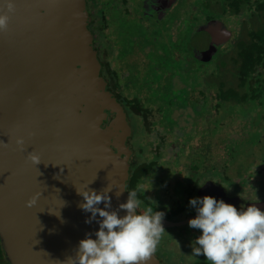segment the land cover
I'll list each match as a JSON object with an SVG mask.
<instances>
[{
    "label": "water",
    "instance_id": "95a60500",
    "mask_svg": "<svg viewBox=\"0 0 264 264\" xmlns=\"http://www.w3.org/2000/svg\"><path fill=\"white\" fill-rule=\"evenodd\" d=\"M4 14L9 21L0 31V239L10 264H63L76 255L85 234L99 227L85 223L91 214L80 209L77 190L113 187V210L127 201L134 130L102 76L86 0H0ZM200 30L215 46L232 38L223 23ZM17 138H23V149ZM31 152L40 156L39 164L28 159ZM117 191H123L119 198ZM194 217L164 219L163 226H188ZM150 264L162 263L154 255Z\"/></svg>",
    "mask_w": 264,
    "mask_h": 264
},
{
    "label": "rangeland",
    "instance_id": "374dc122",
    "mask_svg": "<svg viewBox=\"0 0 264 264\" xmlns=\"http://www.w3.org/2000/svg\"><path fill=\"white\" fill-rule=\"evenodd\" d=\"M89 1L93 2L96 12L99 7L104 6L107 15H110L109 22L112 33L111 35L108 34L110 41L105 42L101 36H97L98 39L96 40L101 43L99 44V49L101 50L106 45L112 52L114 51V57H118L119 51L123 55L127 53L124 57L128 60V65L123 58L121 59L124 67L133 69L132 72H126V76L132 77H125L131 81L128 84L133 85L130 89L131 93L136 94L139 98H146L147 102L150 101L147 104V108L154 113L150 118V122H152L150 131L145 128L146 124L143 125L141 119L136 122V129H134L132 121H130L134 133L138 131L134 139L135 150L138 153L139 151L142 153L143 159L146 157L145 160H142L140 156L138 161L150 162L154 156L153 158L159 162L162 173L169 171L177 177L176 171L180 168H187L189 175L192 174L191 171L193 170L196 172L200 171L204 177L224 186L228 193L241 194L242 191L246 192L248 188L246 181L242 180L241 183H237L235 179L241 178L247 172H252L250 171L248 158L250 156L253 157L254 147L261 144L259 139L262 128L264 130V94H262L258 102L249 100L248 103L241 104L226 101L218 103L217 93H221V83L219 90L215 89V87H211L214 89L205 90L207 76L201 74L200 71L209 72L210 69L203 70L206 66L195 61L199 52L203 53L202 51L205 48L209 49L208 47L211 45L210 35L200 30L206 24V12L203 11L201 6V4L204 5L205 1L127 0L129 6L123 5L126 0ZM94 8L92 7V10ZM127 9L136 13L134 16L135 22L131 19L125 21V26L136 27V42H129L132 39L131 34L126 35L122 31V29L124 30L121 23L122 18L111 17V15L116 16L122 10L126 11ZM215 9L221 12L219 8L215 7ZM220 12L216 13V20L211 21L212 23L210 24L223 23L225 28L234 34L233 40L230 41L233 44L238 39H249L251 29L246 17H231ZM92 13L94 15V10ZM151 14L152 27L149 19ZM197 19L200 21L197 22ZM256 23L258 24L259 22ZM174 24H178L177 28ZM196 24L198 25L197 28H195ZM161 25H163L162 30H159ZM158 31H162L165 35L177 40L175 42L177 49L174 48V45L166 47L161 40L160 42L164 46V51H178L179 53H176L178 58H186L188 61L186 63L187 66L184 64V68L182 67L180 71H184L183 78L187 80L188 84L178 74L174 78H170L171 83L170 86L169 84L167 85L169 86L168 89H166V78L164 79L163 77L162 81H160L159 78L162 77L164 69L159 66L155 67V64L164 63V60H159L164 57V54L156 49L157 41L155 39L157 38L156 33H159ZM165 35L160 38L168 42V38ZM213 45L214 47L211 46L209 50H211V54L214 52L216 53L215 55L218 54L215 58L216 63H219L218 57L220 55L229 62L230 58L235 54L232 44H229V46L227 44L228 48L227 46L224 48L223 44L215 46L213 43ZM169 61L170 64H167L169 69H177L176 67H179L180 62H176L174 57L172 58L171 56ZM141 67L142 70L140 69ZM187 67H189V70H187ZM225 71V78H228V82L232 81L233 75L231 71H235L234 66L229 63ZM152 73L155 75V80L153 83L151 82L153 85L152 95H142L141 89L137 90V87L140 84L142 88L149 90L151 88L149 76L152 77ZM139 75H141V80L138 79ZM145 77L148 79L140 82ZM214 83L215 80L209 79V86ZM234 83L236 84L237 82L235 81ZM123 91L126 92L127 90ZM187 91H189V95L187 94L186 96L185 92ZM126 93H129V91ZM152 99L157 100V102L153 104ZM180 102L181 104L179 105ZM162 104L163 108L160 110L159 106ZM162 119L163 123L161 124ZM162 139L164 140L162 141ZM256 149L260 150L261 146ZM149 154L152 155L150 159H148L149 157L147 158ZM226 155L227 157L231 156L233 161L232 167L228 169L225 168L226 164L222 163ZM192 160L193 163L191 162ZM191 164L193 169L191 168L190 170ZM255 165L258 169L257 163ZM224 172L226 176H224ZM151 176V183L156 186L158 177L153 175L152 172ZM152 184L149 186L150 184L148 183L146 189L150 188L152 190ZM180 188L181 186L175 189L176 195H178L177 192L180 193ZM258 191L251 194L252 198L264 196L261 190ZM247 192V194H250V190ZM186 203L189 204L188 201L182 198V204L185 206ZM166 204L167 202L164 201L162 205ZM165 230L167 233H164L158 246L162 259L167 264H195L197 258L190 256L192 250L189 244L201 232H194L188 226ZM177 232H180L181 235L178 239H176Z\"/></svg>",
    "mask_w": 264,
    "mask_h": 264
},
{
    "label": "clouds",
    "instance_id": "9594fccd",
    "mask_svg": "<svg viewBox=\"0 0 264 264\" xmlns=\"http://www.w3.org/2000/svg\"><path fill=\"white\" fill-rule=\"evenodd\" d=\"M6 6L8 12L14 11L13 3ZM8 21L7 14L0 15V31L7 29ZM16 144L23 149V138H17ZM129 145L132 146L130 141ZM28 159L35 165L41 161L35 152L29 153ZM113 189L107 185L100 192L88 186L77 190L83 198L80 209L91 214L85 223L96 221L99 227L94 234H85V238L79 241L76 255L68 257L63 264H150L165 233L163 220L166 211L155 210L158 207L155 203V206H144L143 212H139L144 204L141 199L144 192L139 187L126 190L127 201L113 210L110 196ZM122 192H116L117 198ZM39 195L28 200L27 206H33ZM259 203L258 198L238 210L235 205L211 195L190 198L189 205L195 209L196 215L188 220V227L201 231L189 244L190 256L203 255L209 264H264V210L256 206ZM121 210L126 214L120 216Z\"/></svg>",
    "mask_w": 264,
    "mask_h": 264
},
{
    "label": "trees",
    "instance_id": "16d2710c",
    "mask_svg": "<svg viewBox=\"0 0 264 264\" xmlns=\"http://www.w3.org/2000/svg\"><path fill=\"white\" fill-rule=\"evenodd\" d=\"M205 1L201 4L203 11L206 12V16L208 20H213L216 18V13L220 12L215 9V7L221 10L220 13L228 16H241L246 17L248 19V25L250 27L249 39L242 40L239 39L235 45V54L230 58L229 62L226 61L222 55L218 57L217 67L215 71H213L210 75L211 80H215L213 85L208 84L211 87H217V83L220 85L221 83V93L220 99L221 101L226 102H236L237 104L248 103L249 100H253L255 102L260 101L262 94H264V0H202ZM127 2V0L125 1ZM125 5V4H124ZM121 12H119L115 17H121ZM128 14V11H125V15ZM107 11L102 6L92 14V23L90 24V30L96 34L98 37L107 38L105 42L110 41L111 33V24L106 17ZM198 20V19H197ZM122 22V19H121ZM256 22H259L258 24ZM198 25L196 24V27ZM124 30L122 31L129 35L131 33V27L123 25ZM195 27V28H196ZM136 29V27L134 28ZM160 30V29H159ZM143 31V30H141ZM157 35H162L161 31H158ZM119 34V33H118ZM148 34V32H146ZM163 35L164 32H163ZM155 36V37H156ZM170 42H172V37L169 35H165ZM116 38V37H115ZM132 38V36H131ZM158 38V37H157ZM98 42V41H97ZM110 47V46H109ZM104 54L100 55V61L103 66L102 76H106L109 80L108 89L114 93L119 102H123V104L128 108V114L130 117V121H132V125L135 128L136 122L138 119L142 120L143 125L146 124V129L150 131V118L153 116V111L147 108L146 98L145 100L142 98H138L136 94L126 93L123 91V85L128 89L132 88V84H128L131 82L124 78L122 75V64L123 60L118 57H114V51L108 48L106 45L104 46ZM218 55V54H217ZM216 58V56H215ZM223 58V59H222ZM199 60V59H198ZM201 65L202 63L198 61ZM204 62V61H202ZM231 63L234 66L235 71H231L233 75V80L228 82V78H225L226 68L228 64ZM261 69V71H260ZM123 79V81H122ZM126 79V80H125ZM146 79L140 82H144ZM237 82L236 84L234 82ZM209 83V81H208ZM218 85V86H219ZM137 89H141V94L149 96L151 93L150 90H146L142 88V85H138ZM144 87V86H143ZM226 88V89H225ZM206 95V94H205ZM220 103V102H219ZM137 131V130H136ZM138 131L135 133L133 140L131 141V145L136 155L132 161V175L130 182L128 183V190H133L139 187L141 192L144 194L141 195V199L144 200V204H142L141 208L138 209L139 212H143L144 206L148 204L155 205L154 203V195L151 193L152 190L147 188L148 183L151 186V172L154 175V172L159 166V162H157L151 154L147 156L148 159L152 157V161H138L141 156L143 159L142 153H139L135 150L134 139L137 136ZM143 150V149H142ZM153 186V184H152ZM152 196V197H151ZM151 199L153 201H149ZM176 203V202H175ZM160 204V203H159ZM161 205V204H160ZM180 204L174 205V210L169 207V211L179 210ZM155 210L161 211V208H156ZM175 215L177 214L174 212ZM0 264H10L6 258L1 239H0Z\"/></svg>",
    "mask_w": 264,
    "mask_h": 264
},
{
    "label": "flooded vegetation",
    "instance_id": "af4514ba",
    "mask_svg": "<svg viewBox=\"0 0 264 264\" xmlns=\"http://www.w3.org/2000/svg\"><path fill=\"white\" fill-rule=\"evenodd\" d=\"M86 1H87L89 13H90V15L92 17L93 10H94V14L96 12V9L94 8L95 6L93 5V2H90L89 0H86ZM100 1H103V0H100ZM123 5L124 6H129L128 1L124 2ZM92 7L94 8L93 10H92ZM126 11H128V14H126V15H125V11H123V10L120 13L121 16H122V19H123V21L121 22L123 25H125V21H129L130 19L134 20V22H135V17L134 16L136 15V13L135 12H131L130 9H127ZM217 13H219V12H217ZM111 14H112V11H111ZM109 16L106 15V17H104V18L105 19L107 18L109 20ZM143 16H144V14H143ZM111 17H115V16L111 15ZM149 19H150V25L152 27V14L150 15ZM213 20H216V18L213 19ZM213 20H208V18L206 17L205 22H206L207 25L205 24L203 27L208 26L210 23H212L211 21H213ZM199 21L200 20H197V22H199ZM174 25L177 28L178 24H174ZM129 27H131L133 29V30L132 29L130 30L131 31L130 34L132 36V39L129 42H136L137 40L135 39L136 38V31L134 29L135 27H132L131 25ZM162 27H163V25H161L159 29L162 30ZM161 34L162 35H157L158 38L155 39L157 41L156 49L159 52H163V54H164V57H161L159 59V60H164V63H161L160 65L159 64H155V67L159 66L160 68L164 69L162 77L159 78L160 81H162L163 77H164V79L166 78V80H167L165 82L166 83V89H168L169 86H170V83H171L170 78H174L175 75L178 74V76L180 78L184 79V82L186 84H188L187 80H185V78H183L184 77V71H180L182 67L184 68V64L188 63V61L186 60V58H182V57L178 58V56L176 54V53H179L178 51H168V52L164 51V49H163L164 46L161 45L162 43L160 42V40H161L165 44L166 47L174 45V48L177 49V44L175 43L177 40L172 38V42H169V39H168V42H165V41H163L160 38V37L164 36L162 31H161ZM94 35H95L96 39H98L97 35L96 34H94ZM151 36H152V33H151ZM233 38H234V34L232 32V38L228 42H225L223 44L224 48L227 46V44H228V46H229V44H232L234 49H235V45H236L237 42H235L234 44H233V42H230L231 40H233ZM106 39L107 38H104V41H106ZM97 41L98 40H95V48L99 52V58H100V55L103 56V54H104L103 53L104 49L103 48L101 50L99 49V44H101V43L97 42ZM151 42H152V39H151ZM211 46L212 47L214 46L213 42H212V39H211V45L208 48L210 49ZM228 46H227V48H228ZM209 49L205 48V50L202 51L203 53L199 52L198 58L195 60L197 63H199L198 61H200L203 66H206L203 70H206L207 68L210 69L209 72L200 71L201 74H205V76H207V80L205 81V86H206L205 90L214 89V88H210L208 86V81L210 79L211 73L213 71H215V68L217 67V63L215 61V56H217V55H215L213 57V55H214L213 54L211 56V52H209ZM174 52H175V54H174ZM126 54L123 55V53L121 51H119L118 58H120V59L123 58L126 61L127 65H128V60L124 57ZM171 56H172V58L174 57L176 62H180L179 67H176L177 69H173V68L169 69L167 67L168 66L167 64H170L169 63L170 62L169 58H171ZM202 61H204V62H202ZM122 65H123L122 66V75H123V77L124 78L125 77H132V76H126V72H128V71L132 72L133 69L129 68V67H124V63ZM186 66H187V64H186ZM140 69L142 70V67ZM187 70H189V67H187ZM102 72H103V70H102ZM179 72H181V74H179ZM140 76L141 75L138 76V79L141 80ZM104 78L107 80L108 85H109V80L107 79V77L104 76ZM149 78H150V84H151V88L149 89L151 93L149 94V96H151L152 95V88H153L152 83L155 80L154 79L155 75H153V73H152V77L149 76ZM144 79L147 80L148 78L145 77ZM168 84H169V86H167ZM218 85L219 84L217 83V87L215 88L217 90H219V87H220V85L219 86ZM125 86L126 85H123V90H130V89L126 88ZM131 86H133V85H131ZM184 90H187V89H184ZM185 94H186V96H187V94L189 95V91L185 92ZM217 95H218L217 99L219 100V102H222L220 97H219L220 94L217 93ZM138 98H139V96H138ZM152 100H153L152 101L153 104H155L157 102V100H155V99H152ZM121 103L123 104V102H121ZM149 103H150V101H148V102L146 101V104H149ZM180 104H181V102L179 103V105ZM124 107L126 109H128L125 105H124ZM159 107H160V110H161L163 108V104L161 106H159ZM193 107H195V106H193ZM251 121H252V119H251ZM246 122H247V120H246ZM162 123H163V119L161 120V124ZM261 132L262 133H261V136H260V139H259V141H261L260 142L261 144H258L257 146L254 147V150H253V153H252L253 157L250 156L248 158V160L250 161V168H251V170H250V168H249V170L252 171V172L245 173V175L241 176L242 179L241 178L235 179V181L237 183H241L242 180H245L246 183H247L248 188H247L246 192L242 191L241 194L240 193H230V192L228 193V191L222 185L216 184L215 182L212 181V179H208L207 177H204V175L200 171L196 172L195 170H193V171H191L192 174L189 175L187 168H186L187 169L186 172H185L186 169L180 168L178 171L175 172L176 175H177V177H176V176H174L175 174H173V173H171L169 171L162 173L161 168L157 167L155 172H154V175H157L158 179H156V186H154V185L152 186V194L154 195V197H153L154 198V203H157V205H158L157 208H161V211H166V216H165L164 219L169 220V221H173V222H180V221L186 220L189 217L195 216L196 215L195 209L192 208L187 203L184 206L182 204V198H184L185 201L189 202L190 198L203 197L204 195H211V196H213V197H215L217 199H223L226 203L235 205L238 210L241 208V206L246 208L247 206H249L250 204L254 203L259 198L260 203L257 204L256 206L258 208H260L261 210H264V196L258 197V198H252V196H251V194H253L254 192H259L258 190H261L262 191V195H264V130H263V128H262ZM132 140H130V144L132 143L131 142ZM163 140L164 139H162V141ZM258 146H261L260 150L256 149ZM133 153L134 154H133V157H132V161H133V158L136 155L134 150H133ZM136 157H137V155H136ZM191 162L193 163V160ZM222 163L224 165L226 164L225 165L226 169L231 168L232 165H233V161L231 160V156L227 157V155H226L225 158L223 159ZM255 163H257V165H258V169H257ZM191 168L193 169L192 164L190 165L189 169L191 170ZM224 176H226L225 172H224ZM198 184L199 185H203L204 184V186L203 187H199ZM179 186H181L180 193L177 192L178 195H176L175 189L178 188ZM249 190H250V194H247L248 193L247 191H249ZM164 201L167 202L166 205H162ZM177 204H180L181 207L179 208V210L177 209L176 211H174V212L177 213L176 215H175L174 212L167 210V209H169V207L172 210H174L175 209L174 205H177ZM192 231L201 232L198 229H192ZM165 232H166V230H165ZM179 237H181L180 232H177L176 233V239H178ZM154 255L157 256L161 260L162 264H167L162 259L161 251H159L158 248H157V251H156V253ZM195 258L199 259V261H197V259H196L195 264H209V262L206 261V258L203 255L195 257Z\"/></svg>",
    "mask_w": 264,
    "mask_h": 264
}]
</instances>
